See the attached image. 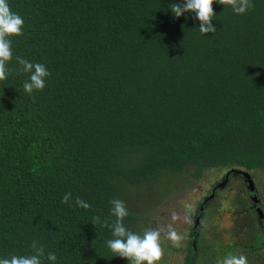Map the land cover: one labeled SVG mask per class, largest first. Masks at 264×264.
Masks as SVG:
<instances>
[{"label":"trees","instance_id":"obj_1","mask_svg":"<svg viewBox=\"0 0 264 264\" xmlns=\"http://www.w3.org/2000/svg\"><path fill=\"white\" fill-rule=\"evenodd\" d=\"M7 2L24 27L0 81V258L31 255L36 240L43 264L49 252L55 264H131L93 222L115 221L111 199L143 235L138 188L264 172V0L243 15L216 0L206 35L195 13L173 16L183 0ZM17 56L46 66L43 90L25 93Z\"/></svg>","mask_w":264,"mask_h":264},{"label":"flooded vegetation","instance_id":"obj_2","mask_svg":"<svg viewBox=\"0 0 264 264\" xmlns=\"http://www.w3.org/2000/svg\"><path fill=\"white\" fill-rule=\"evenodd\" d=\"M245 172L252 183L243 175ZM208 174L213 176L208 179ZM207 175L192 179L182 189L175 185L172 193L165 186L158 195L159 200L171 203L162 209L159 227L166 229L171 224L185 237L183 247L178 248L162 232L164 256L158 264H206L209 259L210 264H217V259L241 253L248 264H264V172L233 168L213 170ZM152 189L148 185L138 188L133 194L137 199L131 200L144 231L157 229L158 225L148 219ZM173 212L181 219L173 221Z\"/></svg>","mask_w":264,"mask_h":264},{"label":"clouds","instance_id":"obj_3","mask_svg":"<svg viewBox=\"0 0 264 264\" xmlns=\"http://www.w3.org/2000/svg\"><path fill=\"white\" fill-rule=\"evenodd\" d=\"M216 0H183L182 4L170 5L173 16L179 18L184 13H195L196 19L200 22L199 32L201 34H215L217 29L212 25L215 13L212 5ZM219 4L228 5L233 13L243 15L252 10L255 6L252 0H219ZM24 19L19 14L13 12L7 0H0V81H5L9 74L8 62L13 59L12 37L23 35ZM16 62L22 66V71L30 73L29 80L23 84L25 93L31 95L33 91H41L45 88V80L50 76L46 66L41 63H32L20 56L15 57ZM72 200V194L65 193L62 203L68 204ZM74 204L78 208L88 210L91 205L86 201L76 197ZM111 215L115 221L109 224L107 220L101 222L99 216L93 217V222L101 224L102 227L111 229L113 239L108 240V249L118 257L130 261L131 264H158L164 256L161 245V233H166V239L171 241L175 247H183V235L178 233L171 224L165 228H147L143 235L127 229L123 220L129 215L124 201L113 198ZM173 221H178L181 217L173 212ZM230 227V225H223ZM31 255H11L8 258H0V264H43L45 258V247L36 240L31 243ZM46 259L55 264L57 257L55 253H47ZM217 264H248V259L244 254H228L223 259H218Z\"/></svg>","mask_w":264,"mask_h":264},{"label":"rangeland","instance_id":"obj_4","mask_svg":"<svg viewBox=\"0 0 264 264\" xmlns=\"http://www.w3.org/2000/svg\"><path fill=\"white\" fill-rule=\"evenodd\" d=\"M212 176H213V174H210V175L208 174L207 175V178L210 179V177H212ZM177 181H179L178 183H180L179 186H178V189H182L181 187L186 186V184H183L184 182L181 179L180 180H177ZM167 188H168V186H167ZM173 189H174V187L173 188L171 187V189L169 190V193H172ZM147 192L148 191H146L145 193H147ZM172 196L173 195H170V197H172ZM168 203H170V202H168L166 199L159 200L158 194L152 193L151 196H148V205H149V209H148V219L150 218V219H152V221H157L158 222V225L156 226L157 229L158 228H161L159 226H160L161 221L163 219L162 218V209L164 207H167ZM134 205L135 204H131V208L133 210H135Z\"/></svg>","mask_w":264,"mask_h":264},{"label":"water","instance_id":"obj_5","mask_svg":"<svg viewBox=\"0 0 264 264\" xmlns=\"http://www.w3.org/2000/svg\"><path fill=\"white\" fill-rule=\"evenodd\" d=\"M243 175L248 179V182L249 183H252V181L250 180V177H249V175H248V173H243ZM260 216L262 217V214L260 213Z\"/></svg>","mask_w":264,"mask_h":264}]
</instances>
